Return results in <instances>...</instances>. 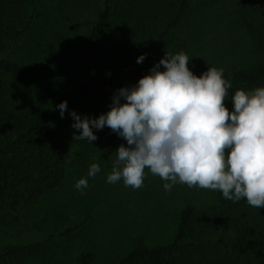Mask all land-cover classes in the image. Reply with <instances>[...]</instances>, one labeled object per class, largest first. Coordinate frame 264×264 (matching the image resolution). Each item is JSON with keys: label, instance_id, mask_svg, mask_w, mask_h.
Masks as SVG:
<instances>
[{"label": "rangeland", "instance_id": "obj_1", "mask_svg": "<svg viewBox=\"0 0 264 264\" xmlns=\"http://www.w3.org/2000/svg\"><path fill=\"white\" fill-rule=\"evenodd\" d=\"M102 1L39 0L33 29L3 56L41 65L50 48L75 42L88 32L102 8ZM173 2L177 0H120L118 11L122 7L127 13L113 21L105 39L120 47L117 61L101 62L93 58L95 55H73L56 58L53 65L68 64L82 78L124 83L126 78L122 74L129 73L131 65L137 63L136 57L146 53L160 31V19ZM189 2L182 23L159 46L154 64L165 52L183 51L190 57L188 67L195 75L214 67L223 69L226 78L233 69L248 67L258 59L240 19L243 0ZM136 9L140 10L139 14ZM129 13L133 15L131 19ZM141 13L145 15L144 20H140ZM147 73L137 74L134 84ZM0 80L12 88L15 96L11 98H22L28 105L41 101L53 111L48 140L60 145L66 154L64 176L55 189L17 210L0 211V251L9 245L39 242L31 254L22 257L20 264H82L81 257L87 253L90 256L86 264H111L139 240L150 247L170 242L186 205L196 211L195 240H188H194L193 250L181 256L180 264H223L231 261L226 258L227 253L235 254L244 248L237 244L235 233L222 225L221 211L224 215L236 212L234 202L221 201L218 190L176 183L170 191H165L163 184L168 181L147 169L143 185L137 189L126 187L123 180L106 182L115 151L120 144L126 146V141L108 127L93 130L97 139L90 143L76 139L73 135H78L79 130L71 127L69 110L95 118L108 110L118 87L100 94H83L60 79H22L0 73ZM61 101L67 102L63 118L56 109ZM224 103L232 109L230 99ZM92 163L99 164L100 172L87 178ZM81 177L88 179V186L77 190L74 185ZM259 210L264 213V208ZM254 211L252 208L251 213ZM67 228L72 231L61 235Z\"/></svg>", "mask_w": 264, "mask_h": 264}, {"label": "trees", "instance_id": "obj_2", "mask_svg": "<svg viewBox=\"0 0 264 264\" xmlns=\"http://www.w3.org/2000/svg\"><path fill=\"white\" fill-rule=\"evenodd\" d=\"M119 3L120 0H103L95 23L81 39L50 48L41 65H31L3 54L19 45L33 29L39 0H0V73L22 79H60L83 94H100L113 87L134 85L135 76L152 67L159 46L182 23L190 7L189 0L172 3L171 9L160 19V31L148 46L145 59L131 65L129 73L122 74L126 78L124 83L82 78L68 64L53 65L54 59L73 55H95L93 58L101 62L117 61L120 47L105 39L113 21L127 13L122 7L118 11ZM139 13L140 10L136 9V14ZM149 15L150 10L147 17ZM128 17L131 19L133 15L129 13ZM144 19L145 15L141 13L140 20ZM240 19L254 44L258 59L248 67L233 69L226 78L223 77L232 85L229 94L237 89L264 87V0H243ZM11 90L10 85L0 83V211L17 210L55 189L64 176L66 162V154L60 145L48 140L53 111L41 101L28 105L22 98L13 99L11 97L15 94ZM219 194L221 201L226 202ZM233 206L235 215H224L222 211L219 215L222 225L235 233L237 244L244 248L235 254L227 253L226 258L231 261L223 264H264V213L248 205L246 199L234 202ZM252 208L255 209L253 213ZM195 214V209L186 205L179 215L177 230L170 242L150 247L139 240L111 264H180L181 256L193 250ZM71 231L72 228H67L61 235H68ZM191 238L194 240L188 241ZM38 245L39 242H29L6 246L0 251V264H20L22 257L31 254ZM201 249L205 251L204 247ZM89 256L90 253L82 255V264L87 263Z\"/></svg>", "mask_w": 264, "mask_h": 264}, {"label": "clouds", "instance_id": "obj_3", "mask_svg": "<svg viewBox=\"0 0 264 264\" xmlns=\"http://www.w3.org/2000/svg\"><path fill=\"white\" fill-rule=\"evenodd\" d=\"M144 59L141 54L136 62ZM189 60L183 51L165 52L134 85L116 89L108 110L95 118L69 110L71 127L79 130L73 137L90 143L97 139L93 130L108 127L126 141L115 151L107 183L123 180L126 187L140 188L147 169L168 181L165 191L181 183L264 208V87L230 95L223 69L207 67L197 76ZM56 109L63 118L67 102ZM99 172L92 163L87 178ZM87 178L74 187L86 188Z\"/></svg>", "mask_w": 264, "mask_h": 264}]
</instances>
